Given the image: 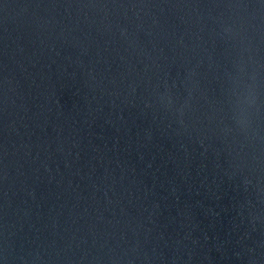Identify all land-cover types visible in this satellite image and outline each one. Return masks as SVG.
Here are the masks:
<instances>
[{"label":"water","instance_id":"water-1","mask_svg":"<svg viewBox=\"0 0 264 264\" xmlns=\"http://www.w3.org/2000/svg\"><path fill=\"white\" fill-rule=\"evenodd\" d=\"M0 264H264V0H0Z\"/></svg>","mask_w":264,"mask_h":264}]
</instances>
